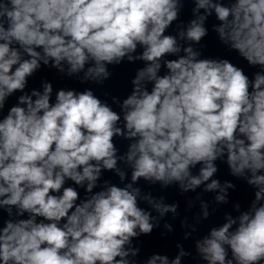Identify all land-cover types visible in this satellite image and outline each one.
<instances>
[{
    "label": "clouds",
    "instance_id": "obj_1",
    "mask_svg": "<svg viewBox=\"0 0 264 264\" xmlns=\"http://www.w3.org/2000/svg\"><path fill=\"white\" fill-rule=\"evenodd\" d=\"M186 3L194 6L184 22ZM212 16L217 40L257 69L251 76L203 55ZM125 62L143 66L111 104L93 87L54 92L42 80L26 90L42 67L102 87L109 66ZM220 164L252 199L232 203L198 236L217 211L211 205H228L237 188L218 178ZM141 181L195 194L184 211H199L180 219L192 248L178 242L173 257L140 259L135 242L157 229L172 234L166 217L181 216L178 201L145 192ZM185 260L264 264V0H0V264Z\"/></svg>",
    "mask_w": 264,
    "mask_h": 264
}]
</instances>
